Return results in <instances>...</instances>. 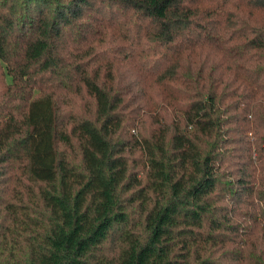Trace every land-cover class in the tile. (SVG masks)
Returning <instances> with one entry per match:
<instances>
[{
  "label": "trees",
  "instance_id": "obj_1",
  "mask_svg": "<svg viewBox=\"0 0 264 264\" xmlns=\"http://www.w3.org/2000/svg\"><path fill=\"white\" fill-rule=\"evenodd\" d=\"M0 264H264V0H0Z\"/></svg>",
  "mask_w": 264,
  "mask_h": 264
}]
</instances>
